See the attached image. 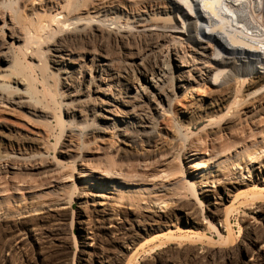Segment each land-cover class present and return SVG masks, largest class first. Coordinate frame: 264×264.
<instances>
[{
	"label": "bare ground",
	"instance_id": "6f19581e",
	"mask_svg": "<svg viewBox=\"0 0 264 264\" xmlns=\"http://www.w3.org/2000/svg\"><path fill=\"white\" fill-rule=\"evenodd\" d=\"M245 1L90 0L79 8L65 7L61 0L41 6L43 14L30 9L20 20L0 14L7 29L5 35L0 33V107L26 112L44 128L50 127L48 134L55 122L59 130L54 150L63 134L76 136L81 150L100 139L94 156L72 155L75 145L70 140L67 145L61 143L64 150L59 154L71 157L66 163L51 156L47 132L45 137L17 134L15 149L7 152L1 144H12L16 133L0 120V195L15 186L7 176L15 171L25 169L41 179L52 178L41 180L38 186L48 185L47 191L36 192L31 197L35 200L19 209L8 206L18 207L25 200L23 195L0 197V242L4 234L11 235L10 241L1 243L2 250L19 254L31 237L36 241L48 237L57 241L50 246L51 264H67L61 228L64 217L57 211L72 205L73 195L85 202L149 209L157 224L156 218L161 217L157 210L173 205L183 213V221L197 223L195 211L178 202L190 192L202 205L198 190L205 188L206 193H201L210 195L206 188L216 183L241 184L245 178L253 183L254 192L264 194V128L260 135L254 128L245 130L247 124L264 121V0H256L249 8L250 2ZM237 7L260 27V36L241 25L243 17L237 21L241 24L232 22L231 15L237 17L240 12H235ZM108 41L120 45L119 52ZM204 122L209 130L201 136L204 129L197 130ZM106 136L109 144H105ZM207 142L209 153L200 150ZM212 142L223 146L216 148ZM66 164L72 172L79 167V185L65 182L72 177L71 172H64ZM194 165L200 170L189 176L186 169ZM222 167L225 171L218 173ZM164 190L169 193L140 197L146 191ZM252 205L264 213V200ZM110 210L101 219L103 234L133 242L136 229L115 218L120 210ZM42 211L45 215L38 220L46 225V236L34 232L41 226L36 221L20 220ZM148 225L146 230L153 229ZM206 228L223 241L229 237L222 234L227 232V217L220 228L217 222H209ZM173 233L169 230L157 236ZM204 234L207 243L197 242L202 246L184 253L182 264L218 263L213 258L216 245ZM247 235L255 247L249 264H262L264 236L251 231ZM156 254L158 260L170 253ZM224 256L229 258L231 253Z\"/></svg>",
	"mask_w": 264,
	"mask_h": 264
},
{
	"label": "rangeland",
	"instance_id": "374dc122",
	"mask_svg": "<svg viewBox=\"0 0 264 264\" xmlns=\"http://www.w3.org/2000/svg\"><path fill=\"white\" fill-rule=\"evenodd\" d=\"M57 1L61 0H0V14L2 13L3 15H5V17H12L14 20H20L21 18H23V16H27V14L30 13V9L34 10V8H36L37 12L43 14L44 12L40 10L41 6H43L44 4L50 5L53 2ZM86 1L90 0H63L62 3L65 7L81 8L83 7ZM104 1L109 2L110 0ZM245 2L247 3V1ZM255 2L256 0H248L249 4L247 3V8H249L250 6L252 7ZM146 4L148 5L149 2H146L145 5ZM152 4L153 3H151V5ZM239 7H237L238 9H236L235 12L240 11ZM44 8L45 7H43V9ZM244 12L247 11L242 12L241 10L239 14L236 13L238 14L236 15L237 17L234 16L235 14H232V22H235V20L236 22H240V19H242L241 17H243V20H241V23L242 21L243 23H237L241 24L242 26L247 25L246 28H249L251 31L256 32V34H258L257 36H260L262 32L259 29L260 27L258 28L255 24H252L253 22L250 15L248 14V12ZM91 14H93V12H91ZM233 16L235 17V19H233ZM244 21H246L247 23L244 24ZM200 26H202L201 28H205L204 24H201ZM6 32L7 29L2 26V21H0V33L2 35H5ZM106 43L114 51L119 52L120 45L112 41H108ZM60 112L62 114V117L65 118L64 111L61 109ZM25 113L24 111L22 112V110L19 111V109L17 108L11 110L9 107H0V120L2 121V123L5 122L3 124L10 127L13 133H16L12 136V144H8L7 141L1 144V148L3 150L8 152L9 149H15L16 142L14 141V139L16 137L15 135L17 134L33 135L39 133L38 135H43L45 137L46 132L48 134V130L46 129L51 130L50 127L44 128V125L42 126L40 124L41 122L36 121L35 118ZM51 124L53 125H51V127L54 131H50V133L47 135V138L50 139L49 142L48 140L46 142L50 144L49 145L47 143L48 146L51 148V156L56 157V159L59 158V160L65 163L71 159V157L61 155L58 152L61 149L62 151L64 150L63 146L68 144L66 142L67 140H70L73 145H75V147L71 149L72 155L76 152H80L81 154H84L86 156H92L96 151V147L99 146L98 140L100 139H95L97 140L95 141L96 143H91L85 146L83 150H81L78 148V144L81 141L76 136L71 137L70 135L65 136L63 134L60 138L57 148L54 150L52 144L54 143V141H56L55 134L57 130H59V127L57 128V126H55V122H52ZM249 128H254L255 133L257 135H260L259 130L264 128V121L260 122V120H258L255 122L254 126L247 124L245 126V130L247 131V129L249 130ZM201 129H204V131L201 132V136H204V134L209 130V128H207V125H205V122L199 125L197 131ZM107 138L108 136L105 137V142H107L103 143H110L109 138ZM207 140L209 139L207 138ZM258 140H260V137H258ZM90 141H93L92 137H90ZM61 143L65 144L62 145ZM85 143H87V141ZM261 143L259 145H261ZM212 144L213 146L219 149L223 146L222 142H212L211 145ZM202 147L203 148L200 149L201 151H207L206 153H209L211 147L209 145V142H207L206 145ZM25 148L28 150L32 149L28 147ZM31 151H33V149ZM87 151H89V153ZM219 161H221V159ZM228 162H231V160H229ZM243 165L244 164H242V166ZM78 168L79 167L77 166V169ZM77 169L72 172L70 166L66 164L64 172H71L72 177L66 179L65 182H74L75 184H78L80 177L77 172ZM224 169L226 168L222 167L221 169H219L218 173H220L221 171H225ZM195 170H200V168H198V165H194L191 168L186 169V172L189 174V176H193L190 174L195 172ZM217 170L218 168H215V171L212 173V175H214ZM20 172L21 173H17V171H15V173L13 172L7 175L9 176V181H12V183L14 182L15 186H11L9 190L4 191V193L0 195V197L3 198H22L21 196L23 195L25 200L19 202L18 207L16 205H9L8 208L10 210H15L17 208L19 209V207L27 206L30 202L35 200L31 199V197H34L36 195V192H39L40 190H43L44 192L47 191L46 188L48 185H45L44 188L43 186H38L41 180L46 182L52 180V178L50 177H43L41 179V176L37 173H27L28 171L25 169H22ZM22 172L25 173L23 174ZM178 177L179 176H176V178ZM54 183L55 182H52V185ZM252 186L253 183H251L249 179L244 178V183L241 184L218 185L216 183L215 186L213 185L212 187H207L206 189L211 190L207 191V193H211L210 195L202 194L201 191L203 189L205 190V188H202V190H198L197 193L198 197L202 201L203 206L199 204V201L190 192H187L186 196L183 197L180 202H178V204L180 207L186 206L193 209L197 215V223H186L185 221H183L182 219L184 215L181 210L176 207V205L168 206L167 208L157 210L158 213L161 214V217L156 218L158 220V223L155 224L150 218L151 213L149 209L144 211H138L131 209L134 207L123 206L122 204L114 202H104L101 204L96 202L93 203L90 200L85 202L75 197L74 195L70 197V193H67L66 196L71 198L70 200L72 202V205H70L69 207L67 206L66 209L57 211L61 212L64 217L61 228L63 230L62 235L64 244L66 246V262L67 264H180V259H183L184 253H186L193 247L202 246V244L197 245V242H201L203 244L207 243V238L204 234L206 232L207 236H210V240L214 242L212 244L216 245V247L213 248V253H215L213 258L217 259V264H249V260L251 258V249H254L255 247L247 238V232L251 231L256 236H264V213H259L258 211H256V209L254 210V205H252L254 201L264 200V194L254 192L251 189ZM16 187H20L21 189H16ZM204 192L206 193V191ZM168 193L169 192H165V190L157 191L152 194L146 191L143 195H140V197L150 198L151 196L156 194L158 195ZM43 199L45 200L46 198ZM110 208H116L117 210H120L121 213L117 217L115 216V218H119L122 221L126 220L128 222V226H131L132 224L133 227L136 229L135 236L132 239L133 242H130L128 239L119 240L118 238H114L116 237L114 234H103L102 231H104L105 228H101V219L107 217L106 214L107 212L110 213ZM52 212L53 211L47 212V214ZM166 213L168 214L167 216ZM44 215L45 212L42 211L38 212V214L31 215L29 217L20 218V220L22 222L27 223H33L36 221V223L41 226L34 232H39L40 235L46 236L47 233H43L45 232V229H43V227L46 225L39 221V217L41 218ZM225 217H227V232L222 231V234L224 237H229L225 241H223V239H221L216 232L208 230L206 227L208 226L209 222L213 224H216L217 222V225L220 228V226L223 224V220L225 219ZM78 221L81 223H79ZM148 224H150L153 229L146 230L149 228ZM109 225L110 224L108 223L107 226ZM140 226L144 227L145 230L142 229ZM246 226H250V228L248 229L246 228ZM31 227L34 228L35 226L30 225L29 228ZM224 229H226V227H224ZM169 230L174 232L172 236L158 238L157 235L159 233L161 234L164 232H168ZM40 235L37 234L36 237H39ZM10 239V234H4L0 245L4 242L7 243L8 241H10ZM114 239L118 240L115 241ZM146 239L149 240L145 241ZM55 243H57L56 240H48V237H44L43 239H40L39 237L37 241L36 239L31 237L29 240L25 241V249L19 254H12L9 253V251L7 252V250H2L0 248V264H51V260L54 257V252L50 253L52 249L51 244ZM157 245L160 246L162 250L158 247V249H156L155 247ZM237 245L239 246L237 247ZM166 250L168 253H170L169 256H162L160 257V259L157 260L156 253ZM179 252L181 253V256L178 254ZM226 253H231V257L224 258V255ZM262 257V264H264V256Z\"/></svg>",
	"mask_w": 264,
	"mask_h": 264
}]
</instances>
